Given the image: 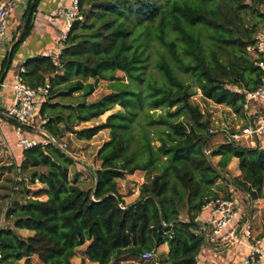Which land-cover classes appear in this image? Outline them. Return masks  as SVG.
Segmentation results:
<instances>
[{
  "label": "trees",
  "instance_id": "obj_1",
  "mask_svg": "<svg viewBox=\"0 0 264 264\" xmlns=\"http://www.w3.org/2000/svg\"><path fill=\"white\" fill-rule=\"evenodd\" d=\"M28 1L0 76L31 30L39 0ZM78 8L59 54L27 58L20 75L31 87L50 84L38 111L49 134L89 140L108 130L95 154L99 167L86 164L95 184L85 190L69 178L76 158L67 151L22 149L20 173L42 187L10 198L4 219L13 228H0V264H34L33 255L42 264H72L86 242L85 257L98 264L140 259L163 243L159 264H197L205 243L194 219L202 206L230 184L251 200L263 197L264 147L210 144L211 120L194 96L246 116L245 92L264 79L247 50L264 25V0H78ZM100 80L109 91L88 101ZM115 106L103 122L76 128ZM232 158L239 174L230 177ZM137 170L144 181L125 203L117 179Z\"/></svg>",
  "mask_w": 264,
  "mask_h": 264
},
{
  "label": "built area",
  "instance_id": "obj_2",
  "mask_svg": "<svg viewBox=\"0 0 264 264\" xmlns=\"http://www.w3.org/2000/svg\"><path fill=\"white\" fill-rule=\"evenodd\" d=\"M22 1L0 0V41L5 34L11 12ZM54 17H63L65 20V32L60 37V42L63 43L73 22L81 18L78 0H69L67 5L60 4L49 18ZM247 50L253 59V64L264 72V25L257 28L253 35V42ZM23 70L22 64L12 84L14 91L12 102L0 113V124L2 117L18 124L14 126V132L17 138L16 145L21 149L52 144L67 151V142L62 137H55L40 126L38 111L41 103L49 95V82L46 80L43 85L31 87L20 75ZM256 105H264V79L256 88L245 92L243 108L247 117L246 124H237L233 128L223 124L221 130L226 132L228 141L245 147L261 146L260 140L264 137V113L255 110ZM21 126L30 127L32 130L24 131ZM208 132L214 133L216 129L209 127ZM26 180L22 173L16 172L12 194L18 191L20 185ZM239 192L246 194L241 190ZM246 197L249 199L248 194ZM249 200L248 208H246L243 199L237 196L215 197L202 206L201 212H206L205 217L201 218L200 212L194 220L200 225L205 247L211 248L215 256L222 252V249L238 247L243 251L242 264H264V225L261 229L256 227L253 221L255 200ZM140 260L144 263L154 261L155 264H159L155 252L143 253Z\"/></svg>",
  "mask_w": 264,
  "mask_h": 264
},
{
  "label": "crops",
  "instance_id": "obj_3",
  "mask_svg": "<svg viewBox=\"0 0 264 264\" xmlns=\"http://www.w3.org/2000/svg\"><path fill=\"white\" fill-rule=\"evenodd\" d=\"M28 0H23L22 2L18 3L15 9L11 12L7 27L5 30V34L0 41V70L2 67L3 61L6 57L9 56V53L12 50V47L15 41L19 38L20 33L22 31V26L26 20L24 15L27 11ZM65 3L66 5L69 4V0H39L36 6V10L32 14L31 17V30L29 34L23 39L20 43L19 47L17 48L16 52L13 55V58L10 63L6 64L3 69V73L0 76V113H2L12 102L13 99V88L12 84L14 81V77L17 75L19 67L26 61L27 58L33 57L36 55H53L57 56L60 49L62 42H60V37L65 32V20L63 17H54L50 19L49 17L54 12V10L60 5ZM217 106H223L225 109H230L229 107L216 104ZM107 113V114H106ZM106 116L110 113V111L106 112ZM2 117V116H1ZM102 120L101 122H103ZM14 126L8 119L2 117L1 124H0V167H8L10 168L12 165L16 168V172H20L17 166L20 164L22 160V149L16 145V134L14 135ZM263 139V138H262ZM264 140V139H263ZM14 143V145H13ZM261 143V142H260ZM261 147H264V143H261ZM18 149V152L15 150ZM75 157V156H74ZM236 158H232L230 164L228 166V170L233 171V175L237 176L239 174L238 168H236ZM81 163H84L82 161ZM96 165L90 166L91 168H98L99 161L97 160ZM86 164H83V168L85 169ZM88 167V166H87ZM80 171V170H79ZM71 180H77L76 178H70ZM120 181L123 183L133 181L135 182L136 186L132 187L131 193H126L120 190ZM144 181V175L142 171H135L133 173H128L125 175L124 178L117 179L118 183V192L122 195V198L125 203L134 202L139 194L138 186ZM37 187L33 188L32 186L28 185L26 182L27 189L30 192L27 194L25 193L26 197L31 196L33 197L34 189H39L42 185L36 181ZM95 184V183H94ZM134 184V183H132ZM92 188V187H91ZM264 193V192H263ZM12 194V186H8L6 183H3L2 178L0 177V228L2 227H9L13 228L12 219H4V211L8 205V202L12 196V198L20 199L21 195H14ZM40 199H46V195H40ZM263 200V198H259L254 201V208L253 211V221L259 229L261 226L259 218V213L261 210L256 209V204L259 201ZM206 212H201L200 217L204 218ZM186 218V217H184ZM264 225V224H263ZM17 233L22 236H27L24 231L26 229H16ZM87 242L85 243V245ZM82 246V245H81ZM83 248L76 249V255L72 257L71 262L72 264H98L96 262L90 261L84 255ZM229 254V264H242V256L243 251L238 247L230 248ZM81 251L82 253L78 255L77 253ZM168 251V246L166 243L161 244L157 248V256L158 260L162 254H166ZM220 253V252H219ZM227 254H224L223 257H226ZM239 256V259L236 260V257ZM34 256L31 257L33 259ZM219 255H214V252L211 248L205 247L203 248L202 252L197 258V262L199 264H227V262H221L219 259ZM241 258V260H240ZM217 259V260H216ZM227 259V258H226ZM225 260V259H224ZM239 261V263H238ZM115 264H141L140 259L134 258H127L120 260ZM143 264H155L154 261H150Z\"/></svg>",
  "mask_w": 264,
  "mask_h": 264
},
{
  "label": "rangeland",
  "instance_id": "obj_4",
  "mask_svg": "<svg viewBox=\"0 0 264 264\" xmlns=\"http://www.w3.org/2000/svg\"><path fill=\"white\" fill-rule=\"evenodd\" d=\"M260 25H263V24H260ZM117 75L122 76L123 73L120 71H117ZM106 86H107V82L104 80H100L97 89L95 90V92L92 95L87 97V100L88 101L95 100V99L99 98L101 95H103L104 93H107L109 90H107ZM194 101L199 104V106H200L201 110L204 112L205 116L209 117V119L211 120L210 127L216 129V132H214L215 134L211 138L210 144H215L217 142L222 141L223 139H226V132L224 130H221V128H223V124L229 126L230 128H233L237 124L238 125H244L247 122V117L245 115L242 117L238 116L237 114L233 115L232 114L233 112L231 110L229 111L228 109H225V107H223V106H217L216 104H214L211 101H205L204 99H202L199 91H197V94L194 96ZM118 108H119L118 106H115L112 110H110V112L114 111ZM254 109L260 111L261 113H264V105H256V107ZM106 114L104 113L103 115H100L99 117H97V118H95L89 122L81 123V124L77 125L76 128H83V127L94 125L96 123H100L102 120H105ZM14 135H15V133H14ZM107 138H108V130L107 129L101 130L100 132H98L94 137H92L89 140L77 139L75 137V135L72 133H70V134L67 133L63 136V140L66 141L67 145H68L67 152H69L72 157L75 156L74 158H76V161L73 162L69 167V178H73V179L76 178L77 179L76 184L80 188L87 190V189H90L91 187L94 186V183H95L94 174H93L92 170L89 169L87 166H84L85 167V169H84L83 164L88 163L90 166H94V165L98 164L97 160L95 159L96 151L99 148V146ZM263 139H264V137H263ZM263 139L260 140V142L262 144L264 143ZM15 143H16V141H15ZM13 145H14V143H13ZM15 152H18V149L15 150ZM215 160H216V158H215ZM82 161H84V163H81ZM20 164H21V162H20ZM20 164L18 166H20ZM18 166H17V168H19ZM236 168H238V162L237 161H236ZM14 169L16 170V168H14L13 165L10 168L0 167V177L2 178L3 183H6L8 186L14 185V177L16 174V171ZM27 171L29 172V171H31V169H28ZM27 171L23 172V173L27 174ZM228 171H229L230 177L234 176L232 170L229 169ZM26 182L28 183V185L32 186L33 188L38 186L36 184V181L34 183H31L30 180L27 179ZM132 183H134V184H132ZM135 186H136V184L133 181H130V182L128 181L125 183L120 181V187L119 188L121 191L126 192L128 194V193H131L132 187H135ZM25 189H27L26 185H24V186L20 185L19 191H16L14 193V195H21V193ZM36 190L37 189H34V191H32V193H34ZM263 192H264V188H263ZM227 194L242 198L244 201L245 207L248 208L250 200L246 197V194L239 192V189L235 188L232 184L225 187L224 190H221L219 192L218 196H225ZM262 198H263V200L259 201V203L256 204L257 205L256 209L261 210V212L259 213V218H258L260 220L261 226H263V224H264V193H263ZM254 210H255V208H254ZM5 220H7V219H5ZM24 232L27 236H29L33 233L31 230H27V229ZM85 247H86V245L83 244L82 246H79L77 248L85 249ZM230 251H231L230 249H224V250L222 249V252H220L218 254L219 255L218 259L223 263L227 262V264H229L228 252H230ZM81 253L82 252L79 251L77 254L80 255ZM224 254H227L226 257H223ZM33 256L34 257H33L32 261L34 262V264H42L36 255H33ZM238 259H239V256L236 257V260H238ZM240 260H241V258H240ZM143 263L144 262L141 261V264H143ZM235 263H236V261H235ZM235 263H233V264H235ZM238 263H239V261H238Z\"/></svg>",
  "mask_w": 264,
  "mask_h": 264
},
{
  "label": "water",
  "instance_id": "obj_5",
  "mask_svg": "<svg viewBox=\"0 0 264 264\" xmlns=\"http://www.w3.org/2000/svg\"><path fill=\"white\" fill-rule=\"evenodd\" d=\"M85 164H87V163H85Z\"/></svg>",
  "mask_w": 264,
  "mask_h": 264
}]
</instances>
